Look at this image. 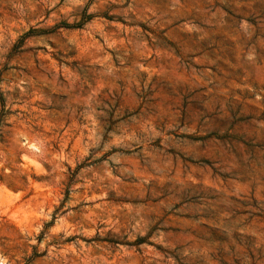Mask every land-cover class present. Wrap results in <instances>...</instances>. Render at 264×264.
Returning a JSON list of instances; mask_svg holds the SVG:
<instances>
[{
  "label": "rangeland",
  "instance_id": "rangeland-1",
  "mask_svg": "<svg viewBox=\"0 0 264 264\" xmlns=\"http://www.w3.org/2000/svg\"><path fill=\"white\" fill-rule=\"evenodd\" d=\"M0 264H264V0H0Z\"/></svg>",
  "mask_w": 264,
  "mask_h": 264
}]
</instances>
